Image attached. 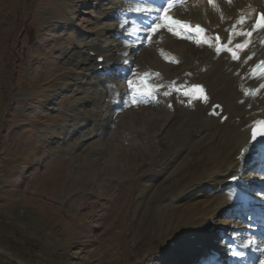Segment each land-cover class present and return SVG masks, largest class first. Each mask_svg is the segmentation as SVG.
I'll list each match as a JSON object with an SVG mask.
<instances>
[{"label": "rangeland", "instance_id": "rangeland-1", "mask_svg": "<svg viewBox=\"0 0 264 264\" xmlns=\"http://www.w3.org/2000/svg\"><path fill=\"white\" fill-rule=\"evenodd\" d=\"M115 1L0 0V250L27 264H195L204 251L228 264L229 238L245 233L247 215L216 214L211 237L187 259L169 251L186 218L176 184H187L188 170L168 175L163 168L199 123L185 118L181 127H167L157 110L149 118L158 99L132 103L129 87L127 103L111 111L99 133L101 109L82 97L94 92L103 104L105 85L91 70L71 73L72 59L65 60L72 48L85 51L98 24L118 35L123 3L99 18ZM138 63L123 73L124 82ZM79 78L85 93L77 90ZM67 82L72 90L62 91ZM202 145L188 152L191 173L202 171ZM0 264L15 263L0 252Z\"/></svg>", "mask_w": 264, "mask_h": 264}, {"label": "bare ground", "instance_id": "bare-ground-1", "mask_svg": "<svg viewBox=\"0 0 264 264\" xmlns=\"http://www.w3.org/2000/svg\"><path fill=\"white\" fill-rule=\"evenodd\" d=\"M120 3L125 7L115 18L119 34L112 35L110 29L98 24L93 38L86 42L85 51L72 48L69 55L73 54L65 60L72 59L67 63L71 66V73L91 75V70L96 73V78L103 79L108 94L103 104L94 92L85 93L87 89L81 78L77 86L80 93H85L83 101L88 98L101 109L97 115L99 123L96 124L99 133L106 129L111 111L127 103V90L129 87L137 89V83L150 97L155 92L159 93L158 108L148 109L151 113L149 118H155L157 110V114L164 117L167 127L177 129L185 118H193L199 123L191 135L181 137V151L173 160L172 167L166 164L163 168L164 174L168 175L180 168L188 170L187 184L182 188L179 183L176 184L178 201L186 218L179 227L181 233L170 239L173 246L169 247L170 253L187 259L211 237L209 230L214 226L216 214L232 211L236 214V211L244 210L245 204L251 203L261 207V210L250 211L258 218L250 221L249 228H257L264 218V182L258 185L253 182L254 175L264 176V151L252 148L253 128L257 122L264 121V87H261L264 85V28L258 27L251 36L247 35L255 12L262 10L264 15V0H188L166 7L172 21L164 19V0H157L156 3L153 0H117L110 3L108 10H101L99 16L114 14ZM173 21H181L191 27L195 23L200 24L204 29L203 37L209 43L203 42L201 33L195 36L192 30ZM162 23L166 25L154 34L157 37L154 40L152 26ZM214 32H218L221 41L226 43L225 50L215 51ZM106 37H112L111 41L115 44L103 42ZM233 52L237 59L232 58ZM133 61L140 63L135 71L141 75L130 86V79L124 82L125 74L121 71H129ZM146 63L153 68L145 75V71L140 69ZM109 65L110 72L119 70L116 75L107 70ZM155 70L159 71L158 75L153 72ZM173 79L174 82H171ZM189 82L197 83L199 89L193 91L188 88ZM73 86V82H67L59 88L66 91L72 90ZM184 87L189 89L188 93H182ZM213 107L215 113L211 112ZM130 109L126 111L131 113ZM196 142L203 143L198 151L203 168L199 173H191L187 164L188 152ZM246 168L256 173L252 174ZM245 171L252 175H247ZM190 235H193L192 239ZM254 235L252 231L240 240H229L230 264H264V242L253 246L259 240ZM252 238L257 240L252 243ZM239 252L243 255H235ZM215 257L214 253L210 254L202 264H212ZM214 264H221V261L217 260Z\"/></svg>", "mask_w": 264, "mask_h": 264}, {"label": "snow or ice", "instance_id": "snow-or-ice-1", "mask_svg": "<svg viewBox=\"0 0 264 264\" xmlns=\"http://www.w3.org/2000/svg\"><path fill=\"white\" fill-rule=\"evenodd\" d=\"M145 11H148V10L146 9ZM164 13H165L164 19L172 21V17H170V16L167 15V13H168V9L167 8L164 9ZM243 19L244 18L242 17L241 18V22H243ZM173 22L176 23V24H183V27L184 28H188V29L193 30V31H198L199 33H201V39L203 40V42L204 43H209V41L207 39H204V37H203L204 29H202L199 25H197L195 27V29H192L191 28V25L184 24L181 21H173ZM256 25L259 28H264V15H262L257 20ZM162 26L163 25H156L157 28L162 27ZM169 30L171 31V29H169ZM177 34H179V33H177ZM250 34L251 33H249V35ZM217 39H219V37H217ZM199 42L200 41H198V43ZM237 47L239 48L241 46L240 45H237ZM216 50L217 51H220V48H217ZM229 51H231V49H229ZM232 58L233 59H237L238 58L235 52L232 53ZM101 59H103V58L101 57ZM129 83H131V82H129ZM261 87H264V85H261ZM165 95H167V93H165ZM133 103H136V101L133 100ZM217 107H219V106H217ZM252 148L253 149H260L261 151H264V132H259V131H255V130L253 131V135H252ZM233 179H235V177H233ZM244 246H247V245H244ZM235 255L242 256L243 253L242 252H239V253H235Z\"/></svg>", "mask_w": 264, "mask_h": 264}, {"label": "water", "instance_id": "water-1", "mask_svg": "<svg viewBox=\"0 0 264 264\" xmlns=\"http://www.w3.org/2000/svg\"><path fill=\"white\" fill-rule=\"evenodd\" d=\"M0 252H2L3 254H7L8 256H10V258H11L13 261H15L17 264H26V263L23 262V261H20V260H16V259H14V258L11 256V254L8 253V252H4V251H1V250H0Z\"/></svg>", "mask_w": 264, "mask_h": 264}, {"label": "trees", "instance_id": "trees-1", "mask_svg": "<svg viewBox=\"0 0 264 264\" xmlns=\"http://www.w3.org/2000/svg\"><path fill=\"white\" fill-rule=\"evenodd\" d=\"M1 142H2V137H1V134H0V144H1Z\"/></svg>", "mask_w": 264, "mask_h": 264}]
</instances>
